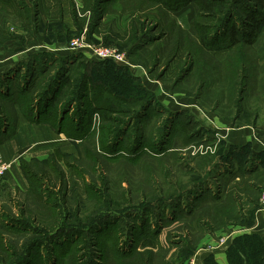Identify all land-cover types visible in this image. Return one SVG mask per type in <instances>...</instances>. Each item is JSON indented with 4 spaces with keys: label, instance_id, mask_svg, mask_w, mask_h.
Listing matches in <instances>:
<instances>
[{
    "label": "rangeland",
    "instance_id": "374dc122",
    "mask_svg": "<svg viewBox=\"0 0 264 264\" xmlns=\"http://www.w3.org/2000/svg\"><path fill=\"white\" fill-rule=\"evenodd\" d=\"M131 1L134 0H112L108 3L102 0L93 13L81 17L83 20H76L71 15V0H47L39 16L42 22L38 27L32 20V31L24 30L22 23L19 25L7 17L5 20L0 18V68L7 66V62L15 57L21 60L0 75L18 74L24 78L30 62L37 60L35 62L42 65L40 61L43 58L50 63L47 66L51 70L50 75L57 67L64 66L69 70L72 81L57 106L67 105L65 108H69L66 124L70 127L76 124L80 110L90 108L92 92L89 90L82 95V86L91 89L93 82L98 92L95 99L102 100L100 103L109 108L103 109L102 114L94 113L90 126L92 136L88 134L77 141L67 136L75 143L77 155L67 154L69 156L59 163L66 175L68 193L65 199L59 188L52 187L46 195V200L53 207L49 209L50 213L41 211L33 198L27 196L30 185L26 190L0 187V238L11 248L19 244L23 250L30 240L38 239L39 246L34 249L30 264H129L137 256L129 259L125 252H133V247L138 244L134 237L138 239L142 230L145 231L146 242L152 241L158 246L155 234L163 232L162 236H167L168 240H177L179 248L185 244L190 247L201 238V234H196L191 238V244L185 243V234L193 226L206 229L223 223L221 215L216 217L217 214L211 212L212 206L188 200L180 206L182 199H178V195L181 193L185 197L188 189L206 177L214 184L215 192L220 190L221 194L227 195L230 190L234 193V189L226 187L227 179L219 177L215 180V174H208L209 168L216 171V164L225 160L223 154L231 147L223 136L210 134L207 127L216 126L207 112L216 110L219 105L220 115H234L238 111V96L245 98L242 105L247 114L264 112V94L258 92L253 73L248 80L247 92H241L238 85L229 86L233 88V96H229L228 85L219 77V68L224 69L225 66H218V63L224 61L210 59L209 54L195 44L193 21L198 12L197 5H186L177 12L154 5L151 15L164 25L162 40L146 43L151 38L149 36L162 35L159 30L151 33L148 25L138 33L137 47H125V31L131 26L128 11ZM181 10L182 15L179 13ZM187 18L191 19L193 31L185 23ZM173 22L190 35L185 36V41L191 43L196 54L190 74L177 85L165 77L159 78L164 71V61L158 67L148 62L149 51L153 47L158 44L168 46L176 37L178 28ZM80 37L88 44L113 47L124 53L126 60L114 63L91 59L80 52L73 53L69 43ZM143 43L147 47L141 45ZM254 52V49L243 47L235 49L237 55L246 53L250 56ZM230 66L236 67L237 62L232 61ZM100 95L102 99L98 98ZM188 98H192L194 104L184 103ZM17 99L19 106L28 109L26 97ZM166 101L175 102L177 108L169 109ZM5 104L8 120L12 122L13 103ZM185 104L187 107L182 106ZM145 107L148 109L144 110ZM252 120L251 116L245 121ZM244 148L248 150V146ZM245 151L239 153L231 165L238 166L240 161L244 163ZM0 182H4L2 178ZM258 182L264 185V176ZM249 191L252 188L246 189V194L255 199V194L250 195ZM260 191H264V186ZM175 213H191L197 220L193 224V220H182L175 217ZM198 214L200 218L207 214L216 218L204 225ZM34 217L40 222L35 223ZM234 217L238 218V214ZM8 222H16L18 226L9 227L6 225ZM56 234L59 236L55 237ZM234 249L235 253L246 255L250 264H261L263 250L257 238L240 235ZM157 255L158 261L163 262L165 252L160 249ZM168 255L171 264L191 261L196 264L181 251ZM238 259V256H232V262L238 263Z\"/></svg>",
    "mask_w": 264,
    "mask_h": 264
},
{
    "label": "trees",
    "instance_id": "16d2710c",
    "mask_svg": "<svg viewBox=\"0 0 264 264\" xmlns=\"http://www.w3.org/2000/svg\"><path fill=\"white\" fill-rule=\"evenodd\" d=\"M30 1L35 6L34 21L37 22L39 27L40 23L42 22L39 16L43 13L42 9L45 7V0ZM71 1V15L77 20L78 18L82 19L81 17L85 18L88 13H93L99 2L102 0H81L80 5H77L75 0ZM104 1L108 3L112 0ZM130 3L132 4L128 11L131 21L129 25L131 26L125 31V47H137L135 44L137 35L142 29H144V27H147L148 25H150L151 33H155L159 30L162 35L149 36L151 38H149L146 43L154 40H162L165 33L162 32L164 25L160 21H157L156 17L154 18V16L151 15L152 11L154 10V5H159L163 7L164 10H168L169 12H177L182 7L192 3L197 5L198 12L196 13L193 21L194 28L196 29V36H194L195 44L196 46H199L202 51L207 52L209 57H211L210 59L213 58L216 61L219 60H217L214 54L221 50H228L231 56L237 55V53H235V49H239V47L253 50V45L264 27V0H134ZM0 9L16 15L21 20L24 30L32 31L31 24L33 14L26 0H0ZM173 24L178 28L176 37L168 46L158 44L157 46L153 47L152 50L149 51L150 53L148 62L154 67H158L159 65H162L161 61H164V71L160 74L159 78L163 79L165 77L168 81H172L173 84L177 85L182 80H184L188 74H190L191 69L194 67V62L196 61L194 60L196 54L194 48L192 49L191 43H187L185 41V36L190 37V35L184 32L180 26H176V22H173ZM44 38L45 37L43 36V39ZM141 45L145 46L144 43ZM145 47H147V45ZM140 48H142V46ZM244 58H248L246 53H244ZM46 60L47 59L43 58L40 61L42 65L37 64V62H35L37 60L30 62V64L27 66L28 70L25 73L24 78L18 76V74L14 76H10L8 73L0 75V144L4 143L9 138L15 128V106L20 108L28 120L38 122L43 121L48 123L59 133H64L66 136L74 139L75 141L80 139L82 140L84 137H87L88 134L92 136V128L90 126L94 113H101L103 109H109L108 106L100 103L102 100L95 99V94L98 92L95 89L96 87L93 86V82H91V89H85L84 86H82L83 89L80 88V92L83 93L82 95H86L89 90L92 92V97L88 104L90 108H86L83 111L80 110L77 121H75L76 124L72 125L73 127H70V124H66V117L68 116L67 113H69V108H65L67 105L60 108L57 106V102L60 100L61 96H64L69 86H71L70 83L72 80L69 75V70L64 68V66H60L54 70L55 73H51L50 75L51 70L47 68L49 62H46ZM232 61L233 60H226L224 62L219 61L223 63H218V66H225L224 69L219 68V77L223 83L228 85L227 92L229 93L230 97L233 96L231 95L233 93V88L231 89L229 86L235 87V85H238L241 92H244L245 88L241 82V79H237L238 73L235 72L237 66L233 68L230 66ZM243 66L244 65L242 64L241 71L247 70V64H245L244 67ZM241 74H243V72H241ZM102 89L103 87H101V91ZM101 96L102 95H100L98 98L102 99ZM17 97H26L28 109L19 106L20 103ZM238 97L237 106L238 109H240L242 107V102H240L242 96ZM9 102L13 103L12 108L14 111V118L12 122L8 120V107L5 104ZM147 109L148 108L146 107L144 108V110ZM73 117L74 116H72V118ZM246 146H248L247 151L243 150L245 149V146H243L241 152L239 149L234 148V150L232 148L229 153L223 154L225 160L222 163L218 162L216 164V171L213 172V168H209L207 170L208 174H215V180L219 177L222 178L224 176L223 174H229L227 171H222L220 174L219 169L222 168V166L233 167L234 165L231 164L234 158L239 153H243L245 151L246 158L244 163L240 161L241 164L237 167L242 171H244L246 168H251L249 171L253 173L254 178L263 177L264 173L259 171L258 166H264V153L259 155L260 157H254V155L250 152V146ZM234 152L236 153L233 156V159H231L230 157L232 154H234ZM67 156L69 155L60 151H56L44 161L33 159L31 161L22 160L21 162V168L30 185L27 196H31L33 198L35 206H38L41 211H48L50 213L51 211L49 209L53 208L51 207L50 202L46 200V195L51 189H53L52 187L59 188V191H61L60 193L63 194V198L66 199V195L68 193L67 180L65 172L59 163ZM256 159H259V163H257ZM208 180L209 177H206L200 182V189L199 182L195 183L193 188L188 189V195H184L185 197H183V195L180 193L178 195V199H185L188 198L187 196L192 195L194 198H188V201L192 203H202V201L198 202V197L203 193L206 194V192L210 190L207 188V184L209 183ZM258 184L260 183L258 182ZM258 184L246 183L242 188V192L244 194H246V189L248 188H252V191L247 193L250 195L255 194V199L249 197L248 200L243 203V207L251 205L256 208L258 206L260 196L259 194L261 193V187H258ZM259 191L260 193L258 194ZM219 194H221L220 190H217L212 195L215 202H219ZM65 202L68 201L65 200ZM179 205L182 206L181 203ZM219 206H221V202L214 205V208L216 209V207ZM233 208H235V206ZM233 208L232 206H227L225 209L228 210V214L232 217L231 221L238 223L241 221L242 217L239 216L237 211H234ZM65 214L68 216V212H65ZM236 214H238V218L234 217ZM183 215L186 216L187 214H174L175 217H181ZM239 217L240 220H237ZM33 221L35 223H39L40 219L34 217ZM6 225L9 227L18 226L16 222H8ZM71 230L73 232H77L75 228H72ZM141 234L142 235L138 239L134 237V240H137L138 244L133 247V252H125V257L130 259L137 256L134 258V260L132 259V262H129V264H154V249L156 248V244H154L152 241L146 242L145 231L142 230ZM245 235L258 239L259 245H261L263 250L261 264H264V237L259 234ZM57 236H59V234L55 235V237ZM237 238H239V236L235 237L233 243L228 248L229 264H250V260L245 257L246 255L240 254L239 252L238 254L235 253L234 246ZM38 246V239H32L29 241L26 249L24 250L22 247L20 248L19 244H14L11 248L9 244H6V242L0 238V264H30L31 259L34 257V249ZM139 246L144 247L145 249L141 251L138 249ZM15 247L19 248V250H13ZM233 255H236V258L238 256L240 259H238V263L232 262ZM212 263L215 264L212 261H208L206 264Z\"/></svg>",
    "mask_w": 264,
    "mask_h": 264
},
{
    "label": "crops",
    "instance_id": "0c3cea01",
    "mask_svg": "<svg viewBox=\"0 0 264 264\" xmlns=\"http://www.w3.org/2000/svg\"><path fill=\"white\" fill-rule=\"evenodd\" d=\"M27 2L31 7L33 14L32 20H34L33 11L35 6L30 0H27ZM189 5L193 7L195 6L194 3ZM182 11L183 10L179 12L181 15ZM5 17L9 20H14L18 24L22 23L16 15L0 9V18L5 20ZM190 20L187 18L185 23L189 25V29L192 30L193 28H191ZM186 27L188 28V26ZM253 49L255 50L254 54L247 56L248 58H244V55L231 56L228 50L218 51L214 55L219 61L233 60L234 62H237L235 72L238 73L237 79H241V82L245 87L244 91L246 90L245 92L248 90V80L250 76L255 74L253 76V82L256 80V84H258L259 87L258 92H260V94H264V27L254 43ZM19 61L21 60L15 57V59L7 62V66L0 68V73H4L12 69L13 66L16 65V62ZM242 64L244 66L247 64V70L241 71ZM241 72H243V74H241ZM244 101L245 98L242 97L240 102ZM184 103L194 104V100L192 98H188L184 100ZM166 104L169 105V109L177 108V105H174L175 102L166 101ZM182 106L187 107L186 104ZM244 107L245 106L242 105V107L230 117H224L222 114L220 115L219 105H217L218 110L214 109V111H210L209 109L207 115L216 127H206L211 131V133L209 132L211 135L219 134L223 136L224 140L227 141L231 148L239 149L241 152L243 146L249 145L251 154H253L254 157H260L259 155L264 153V112L255 111L253 115H249L247 114L248 111H246V108ZM247 115H249V117L252 116L253 120L251 122L245 121L249 118ZM230 149L226 151L225 154L229 153ZM56 151L69 154L71 156L77 155L75 143L72 142L71 139L67 138L64 133H59L55 128L43 121L38 122L28 120L20 108L15 106V128L9 138L4 143L0 144V159L4 161H11L12 166L2 177L4 182H0V187L8 190L16 188L26 190L29 187V182L21 168L22 160L31 161L33 159H37L44 161ZM235 153L236 152L231 155V159H233ZM256 161L259 163V159H256ZM258 168L260 172L264 173V166L260 165ZM249 169L251 168H246L242 171L235 165L233 167L222 166V168L219 169V172L220 174L222 171H227L229 173L223 174V177L227 179L226 187L234 189V193H230L229 190L227 195L223 193L219 194L218 201L221 202V206L216 207L215 209L214 205L219 202H215L213 200L214 197L212 195L215 192L214 184L209 182L207 184V188L210 190L207 191L206 194H201L198 197V202L202 201L203 204L206 203L208 206H212L211 212L216 213V217L221 215L219 217L223 218L221 220L223 223L219 224L217 227L214 225L207 226L206 229H199L197 226H193L188 234H185V243L187 242L191 244V238L196 234H201V238L196 244H191L190 247H187V244H185L183 246L179 245L178 248L177 244H179V242H177V240L170 241L167 239V236H162L164 235L163 232H156L155 235L159 245L154 249V264H171V262H169L170 258L168 254L172 256L176 250L186 254V258H192L191 260L196 261V264H206L208 261H212L215 264H229L228 248L233 243L235 237L242 234H259L264 237V210L260 208L259 204L256 208L251 205H247L246 207L242 206L249 198L247 194L242 192V188L246 183H258L259 180V178H254L253 173L250 172ZM263 186L264 185L258 184V187L262 188ZM187 197L189 199L194 198L192 195ZM188 198L182 199L180 202L181 205L183 202L186 203ZM209 201H212L213 203H210ZM227 206H232V208L235 206L233 210L237 211L239 216L242 217L240 222L236 223L231 221L232 217L228 214V210L225 209ZM193 215L188 213L186 216L183 215L178 218H181L182 220L186 219L189 222L193 220L191 223L194 224L197 219L196 215ZM216 217H212L211 214H207L204 218H200L199 216L201 221L204 222V225H206L209 220L211 221ZM171 218L173 217L171 216ZM221 238L225 239L223 243ZM143 248L144 247L141 246L138 247L141 251L144 250ZM160 249L165 252L163 262L158 261L159 257L157 254Z\"/></svg>",
    "mask_w": 264,
    "mask_h": 264
},
{
    "label": "built area",
    "instance_id": "2783aa9c",
    "mask_svg": "<svg viewBox=\"0 0 264 264\" xmlns=\"http://www.w3.org/2000/svg\"><path fill=\"white\" fill-rule=\"evenodd\" d=\"M77 5L81 4V0H75ZM69 49L74 52L83 53L88 58L98 59V60H112L114 62L120 63L126 60L124 53L118 51L113 47H101L88 44L84 41L83 37L72 40L69 43ZM11 161H4L0 159V179L6 174V172L11 168ZM258 204L262 210H264V191L260 193ZM222 243L225 241L224 238H221ZM186 264H195L193 261Z\"/></svg>",
    "mask_w": 264,
    "mask_h": 264
}]
</instances>
